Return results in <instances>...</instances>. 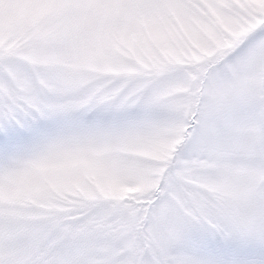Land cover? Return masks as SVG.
Listing matches in <instances>:
<instances>
[{
  "label": "snow or ice",
  "instance_id": "1",
  "mask_svg": "<svg viewBox=\"0 0 264 264\" xmlns=\"http://www.w3.org/2000/svg\"><path fill=\"white\" fill-rule=\"evenodd\" d=\"M0 264H264V0H0Z\"/></svg>",
  "mask_w": 264,
  "mask_h": 264
}]
</instances>
